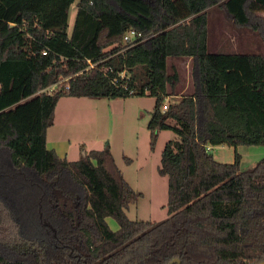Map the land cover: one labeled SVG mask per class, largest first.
Returning a JSON list of instances; mask_svg holds the SVG:
<instances>
[{
    "label": "trees",
    "instance_id": "trees-1",
    "mask_svg": "<svg viewBox=\"0 0 264 264\" xmlns=\"http://www.w3.org/2000/svg\"><path fill=\"white\" fill-rule=\"evenodd\" d=\"M217 5L264 42V0H0V264L264 259V158L244 170L237 151L264 146V54L209 52ZM129 30L146 40L120 47ZM176 57L192 60L193 91L164 110ZM88 61L97 66L83 71ZM147 95L156 99L152 149L161 131L178 136L159 169L169 183L161 223L128 218L142 194L108 144L69 161L47 143L64 97ZM216 146L234 148V162H219Z\"/></svg>",
    "mask_w": 264,
    "mask_h": 264
},
{
    "label": "rangeland",
    "instance_id": "rangeland-1",
    "mask_svg": "<svg viewBox=\"0 0 264 264\" xmlns=\"http://www.w3.org/2000/svg\"><path fill=\"white\" fill-rule=\"evenodd\" d=\"M77 8L72 6L69 18L71 33ZM209 16L210 53L224 54H264V42L261 36L251 28H240L220 6L211 7ZM258 16L264 19V11ZM27 41H30L27 38ZM123 47L124 44L119 45ZM181 59V58H180ZM179 58L168 60V71L179 74L180 89L170 88L171 95L186 90L190 93L193 86L192 61L180 62ZM188 59V58H183ZM58 86L49 89L53 92ZM184 95V94H183ZM65 98V97H64ZM63 99V98H62ZM61 99V100H62ZM60 100V101H61ZM59 101V102H60ZM175 98L166 99L164 107L175 103ZM156 99L147 96L128 98H65L56 112L59 117L55 129H49L50 148L54 139L62 138L70 145L68 160L77 161L84 152L103 150L108 144L115 164L134 191L142 196L127 210V216L133 221L161 223L169 218L168 214V177L159 173L162 154L169 141L178 140L171 130L161 131L155 147L151 146V133L148 124ZM68 110V112H67ZM174 125L173 121L169 122ZM244 170L254 167L264 158V146H240ZM211 154L221 163H233L235 149L232 147H211ZM109 226L118 230L119 225L113 218L108 219Z\"/></svg>",
    "mask_w": 264,
    "mask_h": 264
},
{
    "label": "crops",
    "instance_id": "crops-1",
    "mask_svg": "<svg viewBox=\"0 0 264 264\" xmlns=\"http://www.w3.org/2000/svg\"><path fill=\"white\" fill-rule=\"evenodd\" d=\"M180 59V58H179ZM192 60L191 59H183V58H181L180 59V62H184V63H190ZM180 87H181V84L178 82V84L176 85V87H175V90H177L178 88L180 89ZM190 86L188 85L187 87H186V89L185 90H183V91H181V92H179V94H177V95H171V96H169L168 98H167V100H169L170 98H175L176 100H179L180 98H181V96L183 95V94H186L185 92H186V90L189 88ZM193 88V86L190 88V89H192ZM193 91V90H192ZM191 91V92H192ZM190 92V93H191ZM66 98V97H65ZM65 98H63V99H65ZM67 98H70V97H67ZM73 98H75V97H73ZM63 99L61 100V101H63ZM60 101V102H61ZM59 102V103H60ZM67 112H68V110H67ZM58 117H59V110L56 112V115H55V122H54V125L50 128V130H53V129H55L54 127H55V125H57V120H58ZM48 133H49V131H48ZM55 141L53 142V147L52 148H50L49 146H50V139H49V134H48V140H47V143H48V148L49 149H53V150H55L56 151V153L58 154V156L60 157V158H65V159H67L68 160V158H69V155H70V152H71V150H70V145L67 143V142H65L64 140L65 139H62V138H58V139H54ZM222 147H224V148H226L227 146H222ZM240 147H238L237 148V150L239 149ZM91 151V150H90ZM87 152H89V151H87ZM85 153V152H84ZM69 161H72V160H69ZM243 161H244V158L242 157V163H243ZM231 163V162H230Z\"/></svg>",
    "mask_w": 264,
    "mask_h": 264
},
{
    "label": "built area",
    "instance_id": "built-area-1",
    "mask_svg": "<svg viewBox=\"0 0 264 264\" xmlns=\"http://www.w3.org/2000/svg\"><path fill=\"white\" fill-rule=\"evenodd\" d=\"M145 40H146V38H144L142 33L138 32L136 30H129L124 36L123 44L125 46L131 47V46H135L138 43H142ZM88 64H89V66L83 71L93 69L97 66L96 63H92L91 61H88ZM122 76L124 77L125 74L123 73ZM167 107L168 106L164 107V110H167ZM209 150L211 151V148H209Z\"/></svg>",
    "mask_w": 264,
    "mask_h": 264
},
{
    "label": "water",
    "instance_id": "water-1",
    "mask_svg": "<svg viewBox=\"0 0 264 264\" xmlns=\"http://www.w3.org/2000/svg\"><path fill=\"white\" fill-rule=\"evenodd\" d=\"M175 263L181 264V262L179 260H174V261L171 262V264H175ZM255 264H264V259L262 261L258 262V263H255Z\"/></svg>",
    "mask_w": 264,
    "mask_h": 264
}]
</instances>
